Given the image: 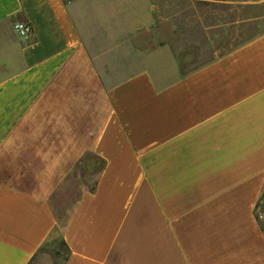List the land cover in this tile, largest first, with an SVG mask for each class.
I'll return each mask as SVG.
<instances>
[{
	"label": "crops",
	"instance_id": "1",
	"mask_svg": "<svg viewBox=\"0 0 264 264\" xmlns=\"http://www.w3.org/2000/svg\"><path fill=\"white\" fill-rule=\"evenodd\" d=\"M263 5L0 0V264H264V30L186 71L158 40Z\"/></svg>",
	"mask_w": 264,
	"mask_h": 264
},
{
	"label": "rangeland",
	"instance_id": "2",
	"mask_svg": "<svg viewBox=\"0 0 264 264\" xmlns=\"http://www.w3.org/2000/svg\"><path fill=\"white\" fill-rule=\"evenodd\" d=\"M262 8L259 11H243L238 8H235L234 11H230L228 8L221 10L222 17L224 18L222 23L224 27L219 29L222 34L217 35L212 42L204 41L200 43L198 41L201 37L200 34H194L192 28L190 30L186 28V33L180 34V36H178V33L176 35L172 34L168 28H165L163 36L158 40L166 42L167 46L173 49L172 53L175 55V58L171 59L172 64L177 63L179 69L182 71L193 69L210 61L213 55L216 54L215 52L219 53L240 45L263 31L264 5ZM204 39H206L205 36ZM159 43L155 39V46ZM12 46V34L8 27L3 26L0 28V69L4 68L3 52L8 48L11 49ZM82 172L84 175H87L86 171ZM80 188L78 185L66 186L60 188L55 195L52 203L59 219V231L69 220L72 210L76 205ZM261 210H263L261 219L264 222V202ZM45 250L49 251L52 255H59L63 252L59 241L57 244L51 242V244L46 245L42 251Z\"/></svg>",
	"mask_w": 264,
	"mask_h": 264
},
{
	"label": "built area",
	"instance_id": "3",
	"mask_svg": "<svg viewBox=\"0 0 264 264\" xmlns=\"http://www.w3.org/2000/svg\"><path fill=\"white\" fill-rule=\"evenodd\" d=\"M14 29L19 36L24 38L28 37L32 33L31 26L23 22H17Z\"/></svg>",
	"mask_w": 264,
	"mask_h": 264
}]
</instances>
